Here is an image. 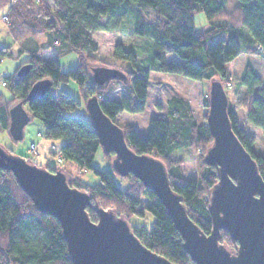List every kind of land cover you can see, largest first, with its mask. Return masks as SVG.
<instances>
[{
	"label": "trees",
	"instance_id": "trees-1",
	"mask_svg": "<svg viewBox=\"0 0 264 264\" xmlns=\"http://www.w3.org/2000/svg\"><path fill=\"white\" fill-rule=\"evenodd\" d=\"M51 1L56 9L48 0L10 3L9 33L16 40L25 41L53 34V43L60 53H76L79 63L65 72L57 59L46 60L37 49L28 50L29 58L5 77L12 99L6 100L0 93V128L9 134L10 109L24 102L31 117L43 124L41 137L61 143L58 156L62 161L58 162L72 164L98 178L96 184L87 183L78 175L68 181L72 188L90 196L87 212L91 221L98 222L99 208L111 211L128 221L132 232L147 248L172 264H195L184 249L183 239L164 204L152 190L132 174L122 177L114 168L100 171L94 167L95 157L102 148L96 129L91 120L70 115L81 102L70 94L66 85L74 82L84 103L96 97L102 111L123 129L133 151L153 156L165 164L171 187L181 196L189 216L203 232L210 233V194L218 182V168L204 161L213 143L207 121L196 119L189 100L179 96L167 101L165 116L150 119L147 133L120 125L117 117L145 111L152 73L176 74L195 87H201L203 81L218 80L227 92L231 77L227 64L243 53L264 55V0H236L231 9L229 0ZM7 3L8 0H0V10ZM198 11L208 21V26L201 31L195 29ZM98 31L115 34L112 58L117 63L103 60L100 64L93 56L98 44L92 33ZM169 54L182 62L169 61ZM9 56L11 46L1 47L0 62ZM25 64L31 65L29 74L18 76ZM99 66L117 69L121 77L99 85L92 74V68ZM44 79L52 81L50 91L26 103L32 86ZM237 87L245 91L237 102V107L245 110V119L243 125L229 99L232 129L255 159L264 179V151L255 150L256 137L248 129L249 126L260 129L264 137V78L249 63ZM119 91L120 96L116 97ZM202 101L208 113L209 91ZM185 148L197 150L200 172L196 179H185L173 170H179L181 163L173 158V153ZM104 155L114 158V154L104 152ZM43 168L50 172L58 170L50 164ZM60 170L69 174L65 168ZM117 178H125L129 186L120 187ZM147 214L153 218L150 225L132 222L133 218L145 219ZM220 243L231 252L238 247L225 230L220 232ZM0 264H73L60 222L40 212L13 173L5 170H0Z\"/></svg>",
	"mask_w": 264,
	"mask_h": 264
},
{
	"label": "water",
	"instance_id": "water-1",
	"mask_svg": "<svg viewBox=\"0 0 264 264\" xmlns=\"http://www.w3.org/2000/svg\"><path fill=\"white\" fill-rule=\"evenodd\" d=\"M30 70L31 65L25 64L18 76L24 77ZM92 74L99 85L121 77L117 69L105 66L92 68ZM51 88L50 79L38 81L30 89L26 103L42 97ZM85 105L103 151L114 154V170L122 177L134 175L154 192L195 264H264V179L255 159L232 129L229 98L220 81L210 83L207 113L213 143L204 161L218 168V182L210 194V233L203 232L189 216L181 196L171 187L165 164L133 151L123 129L102 111L96 97L88 99ZM31 118L24 102L10 109L9 134L14 142L24 139V128ZM0 170L12 172L37 209L60 222L73 264H172L147 248L125 218L99 208L98 222L91 221L87 212L90 196L72 188L61 170L50 172L1 146ZM221 230L227 231L238 244L235 252L220 243Z\"/></svg>",
	"mask_w": 264,
	"mask_h": 264
},
{
	"label": "rangeland",
	"instance_id": "rangeland-1",
	"mask_svg": "<svg viewBox=\"0 0 264 264\" xmlns=\"http://www.w3.org/2000/svg\"><path fill=\"white\" fill-rule=\"evenodd\" d=\"M17 0H8V3L14 4ZM53 9H56L53 1L48 0ZM236 0H229L228 8L231 9L236 5ZM8 12V10H7ZM5 14H0V48L3 46H11V56L5 58L0 62V77L5 80V77L10 76L16 68L26 61L30 53L28 50L37 49L40 55L46 60L57 59L63 71H68L79 63V57L76 53H60L57 45L53 43V34L43 35L37 37L35 40L25 41L16 40L9 33L8 26L9 21L4 19L7 16ZM208 26V21L203 12H195V29L196 31H201ZM131 29V28H129ZM93 40L98 44V51L93 54V56L99 61H108L110 63H117L113 60L114 42L115 34L109 32L98 31L92 33ZM142 48V46H141ZM257 50V49H256ZM144 53V51H142ZM141 57V56H140ZM168 60L173 62H182L180 58L176 55L169 54ZM251 64L255 67L258 73L264 78V55L259 54H241L237 59L227 64V68L230 71L231 77L227 84L228 98L233 106H235L236 114L239 121L244 125L245 110L244 108L237 107V102L243 98L244 89L237 87V83L242 75L244 67L247 64ZM101 64V63H100ZM120 64V63H118ZM149 96L146 109L143 113L129 114L123 113L117 117V122L122 126H133L140 132H148L149 121L151 118L157 115H166L167 111V101L173 96H179L187 98L190 102L191 109L194 116L200 122L207 121V110L203 106V98L208 93L210 88V83L208 81H203L201 87H195L181 76L176 74H166V73H152L150 78ZM64 85H62V88ZM67 90L70 94L81 102V105L72 113L73 117H78L85 119L87 121L91 120L89 112L86 108L84 101L81 99L77 86L74 82H70L66 85ZM0 93L3 94L6 100H11L12 95L6 86L0 85ZM120 91L117 92L116 97L120 96ZM252 132L256 137V144L254 146L257 152L262 153L264 151V137L260 129H255L251 127ZM44 133V127L42 122L32 117L30 122L24 128V139L18 143H15L8 132L0 128V146L6 151L12 153L15 156H25L28 162L36 163L39 166H46L48 164L53 165L58 170L67 169L66 177L68 181L74 180V175H78L85 182L90 184H96L99 182L98 178L92 172L81 171L76 166L72 164H60L62 160L59 158V148L60 142L48 141L44 146L43 137L38 134ZM32 144H35L32 147ZM197 150L195 149H180L173 153V158H178L181 163H179L180 168L173 169L179 172L185 179L191 180L199 177V157L197 155ZM24 157V158H25ZM110 158V157H109ZM104 155V151L101 148L94 160V167L100 171L113 170V158L109 159ZM59 161V162H58ZM72 174V175H71ZM117 181L122 188L129 186V181L125 178H117ZM146 204V202H144ZM132 222L138 225H150L153 222V218L150 214H147L145 219L133 218Z\"/></svg>",
	"mask_w": 264,
	"mask_h": 264
},
{
	"label": "crops",
	"instance_id": "crops-1",
	"mask_svg": "<svg viewBox=\"0 0 264 264\" xmlns=\"http://www.w3.org/2000/svg\"><path fill=\"white\" fill-rule=\"evenodd\" d=\"M7 10H8V6H7V7H3V8L0 10V14H5V13L7 12ZM248 129H249L250 131H252V130H251V126H249ZM42 140L44 141L42 146H44V145L46 144V142L49 141V140H45V139H42ZM44 143H45V144H44ZM55 143H56V142H55Z\"/></svg>",
	"mask_w": 264,
	"mask_h": 264
},
{
	"label": "built area",
	"instance_id": "built-area-1",
	"mask_svg": "<svg viewBox=\"0 0 264 264\" xmlns=\"http://www.w3.org/2000/svg\"><path fill=\"white\" fill-rule=\"evenodd\" d=\"M4 19L7 20V16L4 17ZM0 85H1V86H6V85H7L6 81H5L3 78H1V77H0ZM38 135H39L40 137L42 136L40 133H39ZM34 146H35V144H32V147H34Z\"/></svg>",
	"mask_w": 264,
	"mask_h": 264
},
{
	"label": "bare ground",
	"instance_id": "bare-ground-1",
	"mask_svg": "<svg viewBox=\"0 0 264 264\" xmlns=\"http://www.w3.org/2000/svg\"><path fill=\"white\" fill-rule=\"evenodd\" d=\"M180 178H181V176H180Z\"/></svg>",
	"mask_w": 264,
	"mask_h": 264
}]
</instances>
